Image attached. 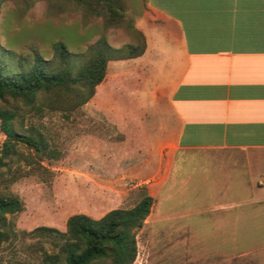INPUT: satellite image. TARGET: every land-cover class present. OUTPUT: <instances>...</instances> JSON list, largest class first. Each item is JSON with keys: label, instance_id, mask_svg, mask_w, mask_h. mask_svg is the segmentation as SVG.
Here are the masks:
<instances>
[{"label": "crops", "instance_id": "obj_1", "mask_svg": "<svg viewBox=\"0 0 264 264\" xmlns=\"http://www.w3.org/2000/svg\"><path fill=\"white\" fill-rule=\"evenodd\" d=\"M135 26L143 51L108 60L106 72L110 63L127 68L112 77L119 84L126 74L127 109L107 108L104 79L85 102L126 117L117 126L125 135L118 163L153 164L148 180L159 198L176 190L189 204L176 217L197 216L231 240L262 230L264 248V0H144ZM158 216L168 215L160 208ZM250 251L177 261L226 264ZM253 259L264 264V256Z\"/></svg>", "mask_w": 264, "mask_h": 264}, {"label": "rangeland", "instance_id": "obj_2", "mask_svg": "<svg viewBox=\"0 0 264 264\" xmlns=\"http://www.w3.org/2000/svg\"><path fill=\"white\" fill-rule=\"evenodd\" d=\"M143 4L144 0H125L128 22L109 26L73 0H0V63L5 71L16 72L31 64L36 51L51 59L56 39L67 43L74 63L88 56L89 46L99 36L104 35L115 47L136 42L128 24L136 27ZM124 69L110 63L99 85L107 108L128 107L126 74L123 83L112 80L113 75L126 72ZM0 105L14 107L18 128H40L56 150V155L40 157L20 144V152L0 167V193L15 194L22 203L20 209L8 214L9 237L0 241V264H41L44 251L57 249L42 227L65 230L67 217L74 212L100 217L111 208L132 206L144 193H153L152 213L136 229L137 255L131 264H180L179 254L213 258L245 249H251L250 253L233 256L225 263L256 264L253 257L264 256V248L258 246L262 230H247L250 238L231 240L228 230L208 226L197 216L184 221L175 211L189 204L176 196V190L165 189L159 198L158 185L148 180L153 164H119L117 145L125 135L117 126L126 117L115 115L117 111L102 109L97 113L84 103L65 114L39 110L12 98L0 99ZM4 137L0 127V147ZM160 208L168 215L162 221Z\"/></svg>", "mask_w": 264, "mask_h": 264}, {"label": "trees", "instance_id": "obj_3", "mask_svg": "<svg viewBox=\"0 0 264 264\" xmlns=\"http://www.w3.org/2000/svg\"><path fill=\"white\" fill-rule=\"evenodd\" d=\"M106 25L128 22L125 0H73ZM136 42L115 47L104 35L89 46L88 56L74 63L73 53L63 39L52 43L53 58L35 52L27 68L5 71L0 63V99L20 100L39 110L50 109L68 114L81 107L94 94L97 84L106 76L110 59L125 58L141 53L145 47L142 32L128 24ZM18 111L0 105V127L5 133L0 147V167L26 146L40 157L56 155L44 132L31 125L18 128ZM153 196L144 193L132 206L114 207L100 217L86 212H74L67 217L65 230L42 227L52 237L57 248L45 252L41 264H131L137 255L136 229L151 210ZM22 203L15 194L0 193V241L9 237L8 214L20 209Z\"/></svg>", "mask_w": 264, "mask_h": 264}]
</instances>
